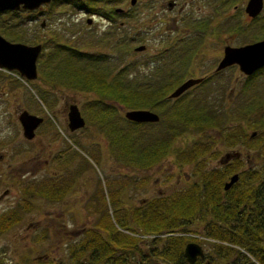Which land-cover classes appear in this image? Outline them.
I'll use <instances>...</instances> for the list:
<instances>
[{
  "label": "rangeland",
  "instance_id": "1",
  "mask_svg": "<svg viewBox=\"0 0 264 264\" xmlns=\"http://www.w3.org/2000/svg\"><path fill=\"white\" fill-rule=\"evenodd\" d=\"M185 1L184 21L177 20L179 28L173 30L169 19V16H177L180 1H176L171 10H162L168 17V22H164L166 25H159L154 20L150 28L152 34L137 32L135 37L131 33L134 24L145 22L147 6L155 0H136L133 4L128 0L107 3L110 7L124 4L137 13L122 27L118 46L113 45V37L109 36L102 38L100 45L96 43L100 37L86 31L85 14L65 0H51L34 9L0 12V34L6 39L27 43L41 40L43 44L36 59L35 78L26 79L16 70L0 69V212L16 207L20 209L19 219L0 232V255L5 264H52L59 258H65L68 244L80 235V232L69 233V228L78 230L80 223L92 225L101 211L98 208H102V200L97 199L99 186L111 212L112 206L107 197L111 190H120L124 203H129V191L137 192V196L148 195L156 188L151 186V182L156 169L160 173L158 168L171 169V175L166 178L170 185L177 176L182 183L183 175H177L181 168L188 173V180L191 181L194 178L190 174L191 163L183 161L174 152L180 150L181 153L186 144L204 133L199 134L192 127L177 132L178 128L168 127L167 121L182 109L184 103L193 101L196 95L213 100L222 97L229 110L254 97L264 98V66L251 74L240 72L235 63L214 71L224 44H241L264 37V0L254 16L243 10L246 0ZM43 21L44 25L40 26ZM105 27L101 25L100 29L106 30ZM69 28L73 29L71 38L67 35ZM180 32H188L193 39L179 38ZM194 41L197 47H187L186 44L191 45ZM140 42L146 43L147 48L134 51L132 47ZM66 69L69 81L65 80L63 73ZM206 69L212 74L205 82L190 85L176 98L166 97L150 108L159 116L156 122L126 119L123 110L128 106L112 95L105 96L93 89L100 88L101 83L97 81L101 77L105 83L116 81L122 88L140 92L144 88L160 85L165 82L164 78L175 79L170 90L179 78L199 76ZM82 79L90 82V88H79ZM65 97L75 99L84 120L82 126L73 130L67 129L65 119L59 116L65 111ZM22 108L42 115L43 120L35 128L32 138H25L21 133L16 115ZM241 123L249 132L245 120ZM121 132L133 137L134 144L139 146L149 142L155 145L164 140L162 151L167 150L161 159L162 164L144 171L147 173L145 187L130 190L131 186H122L125 178L130 176H122L128 170L120 160V154V162L114 155L117 145L113 135ZM208 133L212 136V145H221L213 130ZM260 134L264 136V132ZM167 142L169 145L166 146ZM222 146L217 154L202 156L208 166L214 165L228 147L223 143ZM233 148L240 150V168L256 165L262 160L261 156L256 157L255 149L237 145L228 147V150ZM117 162L120 173H115ZM50 185L52 188L48 189ZM31 186L34 194L29 195L26 192ZM58 188L62 189L59 198L53 194ZM46 190H50L52 197L44 195ZM24 200L28 201L26 211L22 210Z\"/></svg>",
  "mask_w": 264,
  "mask_h": 264
},
{
  "label": "trees",
  "instance_id": "2",
  "mask_svg": "<svg viewBox=\"0 0 264 264\" xmlns=\"http://www.w3.org/2000/svg\"><path fill=\"white\" fill-rule=\"evenodd\" d=\"M194 46L195 42L190 48ZM67 71L63 73L69 81ZM164 79L160 85L140 92L122 88L116 81L105 83L98 77L101 86L93 89L105 96L112 95L128 108L150 109L157 101L165 100L166 92L175 83V79ZM89 83L82 79L79 88H90ZM232 107V110L231 107L227 109L222 97L213 100L196 95L193 101L184 103L182 109L178 108L179 111L167 121L168 127L178 128L177 132L192 127L199 134L204 133L186 144L181 153L180 150L174 152L183 161L191 163L190 174L194 178L185 180V174L189 175L184 171L185 184L168 191L162 189L142 203L131 199L124 203L120 193L111 190L107 197L112 215L100 192L103 204L98 208L101 211L93 224L83 225L78 238L68 244L67 256L52 264H264V136L260 134L264 132V98L254 97L243 105ZM243 120L249 132L242 125ZM210 130L216 133L221 145H212ZM252 130L255 131L253 135L250 134ZM118 134L122 132L114 134L113 139L115 146H119L120 160L128 170L122 176H130L129 169L134 167L145 170L166 154L167 149L162 151L164 140L155 145L149 142L132 151L138 143L134 144L133 137L124 134L118 137ZM222 143L228 147L241 145L255 149L256 157L259 155L262 160L242 169L238 157H232L228 164L207 166L202 156L217 154L222 150ZM233 149L240 152L238 148ZM134 151L139 154L137 157ZM223 154L224 150L219 157ZM233 172H237L236 180L224 188L226 178ZM146 176L137 178L147 180ZM128 178L122 186L128 185L130 179L135 181L131 176ZM49 191L46 190V197H52ZM26 193L34 194V188L31 186ZM23 203L22 210L26 211L28 201ZM19 211L16 207L0 212V232L19 219ZM189 240L204 245V257H196L191 263L182 253ZM2 260L0 255V264H5Z\"/></svg>",
  "mask_w": 264,
  "mask_h": 264
},
{
  "label": "water",
  "instance_id": "3",
  "mask_svg": "<svg viewBox=\"0 0 264 264\" xmlns=\"http://www.w3.org/2000/svg\"><path fill=\"white\" fill-rule=\"evenodd\" d=\"M50 0H0V11L16 10L18 8L34 9L39 5ZM133 2V0H130ZM170 2L168 1V5ZM262 6V0H246L243 7L244 11L249 16L256 15ZM144 44L136 45L133 49H143ZM41 44L39 42L27 43L24 41H11L0 34V69L2 70H16L19 75L26 79L36 77V58L40 51ZM235 63L240 72L250 74L256 69L264 65V37L245 42L242 44L231 45L225 44L223 46L222 55L218 60L215 69L224 67ZM201 76H189L176 84L167 94V97H175L183 92L187 87L195 82H198ZM67 127L72 130L83 125L84 120L80 114L77 104L72 101L67 106ZM123 115L134 121H157L158 114L149 109L141 107H130L123 110ZM16 118L21 127V133L25 138H32L35 128L42 121V116L31 113L25 108L18 110ZM255 133L254 130L250 132L251 135ZM238 150L232 149L228 151V158L230 156L238 155ZM225 159V156H224ZM237 178V173L233 172L224 182V188L228 187ZM183 256L188 263L194 261L198 257H203L204 252L201 244L196 241L189 240L183 246ZM223 264H227L224 262Z\"/></svg>",
  "mask_w": 264,
  "mask_h": 264
},
{
  "label": "flooded vegetation",
  "instance_id": "4",
  "mask_svg": "<svg viewBox=\"0 0 264 264\" xmlns=\"http://www.w3.org/2000/svg\"><path fill=\"white\" fill-rule=\"evenodd\" d=\"M110 1H113V0H65V2L67 4H69L71 7L76 8L78 10H81L82 13L85 14V22L87 23V25L85 26L86 31L88 33L92 31L93 33L97 34L98 37H100V38L96 39V43H99V45H100V43H102L101 42L102 38L105 39L107 36H109V37H113V41H112L113 45L116 44V46H118L120 44V36H121L122 27L124 26V24L126 23L127 20L131 19L132 17L135 18L137 13L134 12L133 9L127 8L124 4L121 5V6L120 5H114V6H111V7L107 6L106 4L109 3ZM115 1L120 2L121 0H115ZM168 1L170 2L169 5H168ZM176 1H180V3L177 5V16H174V15L173 16H169V19H170V21L172 23V27L174 28L173 30L179 28L177 26V25H179V22H177V20L181 19V20L184 21V17L182 16V14L186 13V11H185V7H186V4H187L186 1L185 0H165V1L164 0H155V3L157 2V4H155L153 2H149L148 6H147L148 11L146 13H144L145 22H140L138 25L134 24L133 30L131 32L133 34V37H135L137 32H144V33L151 32L152 30H150V28L152 27V21H154V20L159 25H163V26L166 25V24H164V22H168L166 20V18H168V17L163 13L162 10L164 8L171 10L175 6V2ZM128 2L130 4H133V3L136 2V0H133V2L128 0ZM153 4H155V5H153ZM163 4H165V7H164ZM4 11H7V10H4ZM4 11H0V12H4ZM178 13L180 15H178ZM91 24H95L96 26H91ZM43 25H44V21L40 23V26H43ZM101 25H106L107 26V27H105L106 30L100 29ZM137 26L139 27L138 31H137ZM143 28H145V29L143 30ZM184 29H185L184 27H183V29L181 28L182 31ZM180 33L181 34H180L179 38L191 37L193 39L191 34H189L188 32H184V33L180 32ZM72 34H73V29L71 30V28H69V30L67 31L68 37L71 38ZM150 34H152V32ZM35 42H39L41 44V48H40V52H41L42 45H43L42 41L41 40H36ZM139 44H144L145 47L143 49L134 50L133 48L136 45H139ZM136 45H134L132 47V49L134 51H144L147 48V44L144 43V42H140V43H138ZM187 45H188L187 47L191 46L189 44H187ZM64 46H65V48L68 47L66 45H64ZM223 46H222V49H221V53H222V50H223ZM69 48L73 49V47H69ZM96 51L98 53H101V54L105 53L104 51H101V50H96ZM40 52L38 53V55L40 54ZM222 68H225V66L221 67L219 69H215V67H214V71L220 70ZM211 74H212V72H210V70H207V69L204 70L202 72V74H201V76H203L202 80L196 82L194 85L200 84L201 82L202 83L205 82V79L211 77ZM176 97H173V98H176ZM227 100H228V93H227ZM72 101H74L76 103V101H75V99L73 97H71V99H69L68 97H65V100H64L65 111L63 113L59 114V116L61 118L65 119V125H66V122H67V115H66L67 106ZM227 109H228V104H227ZM42 120H43V118H42ZM130 121H132V120H130ZM133 122H136V121H133ZM66 127H67V125H66ZM67 129H69V128L67 127ZM141 147H143V146H139V145L133 146L132 147V151L136 150V149H139ZM224 154L221 155L219 157V159H217V161H216L217 163L212 165L213 167L216 166V165L228 164V161L232 157H238L239 158V155H240V154H238V155H235V156H230L228 158V147H226V150L224 151ZM114 155H115V159H118V161L120 162L119 153H118V151L115 148H114ZM138 155L139 154H137V153L134 154L135 157H137ZM224 156H225V159H224ZM245 157H246V162L248 163V157L246 155H245ZM161 159L156 161L155 163H153L151 166H149L145 170H148V169L152 168L154 165L159 167L162 164ZM119 162L115 163L116 167L118 166L117 167V172H115V173H120L118 171V170H120ZM166 163H167V161H166ZM170 163H171V165H173L172 162H170ZM207 166H208V162H207ZM158 169H159L160 173L158 174L157 169H156V175H155V177L153 178V180L151 182V186L155 185V187H156L155 190H153L151 193H148V195H144V196H141V195L137 196V192L129 191L127 193L128 198L131 199V200H136V203H142L143 201H145L147 198H149L153 194L159 193L162 189H164L165 191H168L170 189H175L176 187H181V185L183 184V180H182V183H179L178 176L175 177L172 182H170L171 185L168 183V180H166L167 182H164V183L161 184V181H165L167 176L171 175V172H169V170H171V169H168V168H166V169L158 168ZM240 169H242V168H240ZM145 170H143V169L142 170H137L135 167H134L133 170L129 169V173L131 174L130 176L135 179L134 182H131V179L129 181L128 185L131 186L130 190H135L136 188L138 189L139 186L145 187L144 185L146 183H144V182L146 180L142 179V178H137L140 175H147V173L144 172ZM184 173H185L184 170L181 168L180 172H178L177 175L178 174L179 175H184ZM188 179H189V177H187V175L185 174V180H188ZM226 179H228V177ZM114 183H116V178L114 180ZM114 183H113V185H114ZM38 184L40 185V180H39ZM52 185H54V184H52ZM57 190H60V191L55 193V191H57ZM7 191H8V188L6 190H4L5 193ZM55 191H54L53 194L57 198H59V196H61L62 189L58 188ZM113 191H114V193H116L118 191L120 193V195H121V191L120 190H118V189L115 190L114 189V190H112V192ZM100 192H102V191H101V188L99 186L98 190H97V199H101L100 198ZM102 194L104 196L103 192H102ZM77 229L78 230H73V228H69V233L81 232L84 229V226L82 225V223H80V226H78ZM203 257H201V258H203Z\"/></svg>",
  "mask_w": 264,
  "mask_h": 264
}]
</instances>
